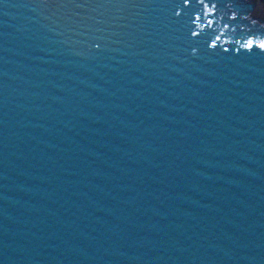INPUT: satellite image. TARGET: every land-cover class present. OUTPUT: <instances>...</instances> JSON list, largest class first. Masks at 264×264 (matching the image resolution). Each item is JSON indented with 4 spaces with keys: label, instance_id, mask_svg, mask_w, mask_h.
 <instances>
[{
    "label": "water",
    "instance_id": "obj_1",
    "mask_svg": "<svg viewBox=\"0 0 264 264\" xmlns=\"http://www.w3.org/2000/svg\"><path fill=\"white\" fill-rule=\"evenodd\" d=\"M261 43L264 0H0V264H264Z\"/></svg>",
    "mask_w": 264,
    "mask_h": 264
},
{
    "label": "snow or ice",
    "instance_id": "obj_2",
    "mask_svg": "<svg viewBox=\"0 0 264 264\" xmlns=\"http://www.w3.org/2000/svg\"><path fill=\"white\" fill-rule=\"evenodd\" d=\"M246 47H248V48L253 47V43H252L251 41H249V43L246 45ZM259 47H260L261 49H264V43H261V44L259 45Z\"/></svg>",
    "mask_w": 264,
    "mask_h": 264
}]
</instances>
